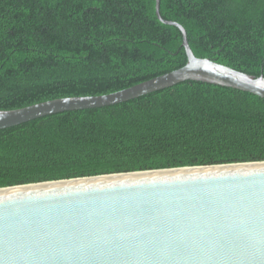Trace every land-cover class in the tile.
Masks as SVG:
<instances>
[{
    "label": "trees",
    "instance_id": "trees-1",
    "mask_svg": "<svg viewBox=\"0 0 264 264\" xmlns=\"http://www.w3.org/2000/svg\"><path fill=\"white\" fill-rule=\"evenodd\" d=\"M194 53L264 75V0H160ZM155 0H0V109L99 95L185 65ZM264 160V98L197 80L0 129V187Z\"/></svg>",
    "mask_w": 264,
    "mask_h": 264
},
{
    "label": "water",
    "instance_id": "water-1",
    "mask_svg": "<svg viewBox=\"0 0 264 264\" xmlns=\"http://www.w3.org/2000/svg\"><path fill=\"white\" fill-rule=\"evenodd\" d=\"M99 95L0 109V129L67 110L127 101L197 80L264 98V75L197 56ZM0 264H264V160L192 165L0 187Z\"/></svg>",
    "mask_w": 264,
    "mask_h": 264
}]
</instances>
